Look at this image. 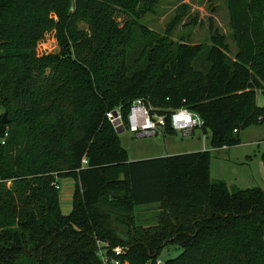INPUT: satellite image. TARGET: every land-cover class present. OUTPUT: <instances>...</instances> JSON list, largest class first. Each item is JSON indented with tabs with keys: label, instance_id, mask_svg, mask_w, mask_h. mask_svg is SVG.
<instances>
[{
	"label": "trees",
	"instance_id": "1",
	"mask_svg": "<svg viewBox=\"0 0 264 264\" xmlns=\"http://www.w3.org/2000/svg\"><path fill=\"white\" fill-rule=\"evenodd\" d=\"M159 1L0 0V264H101L98 240L130 264H156L168 244L182 251L164 264H264L262 187L211 179L210 150L129 161L106 119L136 98L186 106L212 147L238 144L264 122V0H227L238 50L211 20L205 69L204 44L170 37L181 18L164 35L139 23ZM53 30L61 50L39 55ZM61 178L75 183L68 214ZM152 203L154 223L139 224L135 207Z\"/></svg>",
	"mask_w": 264,
	"mask_h": 264
},
{
	"label": "rangeland",
	"instance_id": "2",
	"mask_svg": "<svg viewBox=\"0 0 264 264\" xmlns=\"http://www.w3.org/2000/svg\"><path fill=\"white\" fill-rule=\"evenodd\" d=\"M125 17L126 15L117 13L116 18L121 26ZM177 17L181 20L175 24L170 37L176 42L185 40L205 45L199 57L193 62L196 68L205 69L207 66L206 57L212 44L213 35L212 30H210L211 20L214 23V28H218L225 35V42L229 46V56L235 57L238 48L230 25L227 0H160L153 12L143 15L138 18V21L155 33L164 35ZM80 26L87 28L85 22H81ZM36 50L39 55L58 53L61 47L56 32L53 30L45 33L44 37L38 41ZM255 104L264 108V90L259 89L257 91ZM4 114V110L0 108L2 118ZM239 138L238 144L224 148V146L212 147L210 135L201 128H196L192 135L187 136L181 131H177L174 135L147 136H138L129 130L119 133L121 145L127 151L129 161L203 149L210 150L211 179H223L228 185L239 187L256 185L263 187L264 122L251 124L241 129ZM58 183L61 186L59 193L62 211L64 214H68L72 209L71 199L75 183L71 178H61ZM156 207V203L137 205L135 211L138 223L144 225L149 224V222L154 223V218L158 212ZM181 251L182 249L176 244H168L161 251L159 258L165 262L167 259L176 257Z\"/></svg>",
	"mask_w": 264,
	"mask_h": 264
},
{
	"label": "built area",
	"instance_id": "3",
	"mask_svg": "<svg viewBox=\"0 0 264 264\" xmlns=\"http://www.w3.org/2000/svg\"><path fill=\"white\" fill-rule=\"evenodd\" d=\"M106 119L116 131L129 130L138 136L163 135L167 126L187 136L192 135L196 128L203 129L204 124L202 117L186 106L178 109H155L147 105L142 98L132 101L127 116L119 105L106 112ZM87 163L88 160L84 158L83 164ZM56 188L60 190L61 186L56 184ZM127 251L128 248L124 245L112 244L105 240L97 241V256L101 264H130ZM156 264H164V261L158 258Z\"/></svg>",
	"mask_w": 264,
	"mask_h": 264
},
{
	"label": "water",
	"instance_id": "4",
	"mask_svg": "<svg viewBox=\"0 0 264 264\" xmlns=\"http://www.w3.org/2000/svg\"><path fill=\"white\" fill-rule=\"evenodd\" d=\"M2 120H3L4 123H7L8 122V120H7V113L4 114ZM122 131L123 130H117L118 133H121ZM122 179H124V174H122Z\"/></svg>",
	"mask_w": 264,
	"mask_h": 264
},
{
	"label": "crops",
	"instance_id": "5",
	"mask_svg": "<svg viewBox=\"0 0 264 264\" xmlns=\"http://www.w3.org/2000/svg\"><path fill=\"white\" fill-rule=\"evenodd\" d=\"M224 148H228V146H224ZM201 149V148H200ZM204 150V149H203ZM198 151H200V150H198ZM165 156H168V155H165ZM256 186H259V185H256ZM260 187H262V186H260ZM263 189H264V186L262 187ZM74 190V189H73ZM72 194H73V191H72ZM72 200V199H71ZM60 202H61V199H60ZM156 208H158V206H159V204H156ZM135 209H136V207H135ZM135 213H136V211H135Z\"/></svg>",
	"mask_w": 264,
	"mask_h": 264
}]
</instances>
